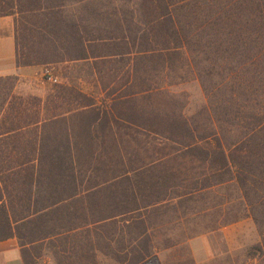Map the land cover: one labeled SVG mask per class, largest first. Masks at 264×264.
Wrapping results in <instances>:
<instances>
[{
  "label": "trees",
  "instance_id": "trees-1",
  "mask_svg": "<svg viewBox=\"0 0 264 264\" xmlns=\"http://www.w3.org/2000/svg\"><path fill=\"white\" fill-rule=\"evenodd\" d=\"M129 1L134 9L128 27L111 18L117 8L108 13V22L123 31L120 35L103 34L99 25L75 17L65 25L77 48L73 59L133 56V81L126 83L134 86L130 94L117 88L110 103H99L57 85L54 94L42 99L0 84V241L16 238L24 264H103L105 258L160 264L154 239L163 234L162 217L172 211L184 221L183 207L188 209L199 193L230 181L237 184L245 215L261 235L252 251L264 259V0ZM65 2L0 0V15L46 12L47 26L56 32L66 21ZM99 42L116 47L115 53L91 54ZM193 52L204 58L194 60ZM175 56H182V68L195 70L208 96L218 95L206 106L210 133L201 134L182 112L174 113L176 121L166 131L170 120L130 121L119 108L121 101L150 98L164 88L137 86L140 61L158 59L171 69ZM203 60L211 62V74L223 65L226 69L211 88ZM16 77H0V82ZM150 105L162 116L161 107ZM75 113L83 116L90 153L69 125ZM58 122L65 142L52 147L48 128ZM125 144L133 149L127 154ZM102 157L112 160L99 165ZM155 169L163 174H149Z\"/></svg>",
  "mask_w": 264,
  "mask_h": 264
},
{
  "label": "rangeland",
  "instance_id": "rangeland-1",
  "mask_svg": "<svg viewBox=\"0 0 264 264\" xmlns=\"http://www.w3.org/2000/svg\"><path fill=\"white\" fill-rule=\"evenodd\" d=\"M65 1L63 15L65 14L66 21L56 32L48 28L49 23L47 22L50 15L46 12H23V14L14 16L15 25L17 18L19 26L16 33L19 63L23 66L39 67L43 81L37 85L35 80L28 81L26 78L16 77V79L0 82V84L12 87L17 94L37 96L42 99H46L49 94H54L58 89L57 85L66 86L74 91H82L87 94L88 98H94L99 103L103 101L110 103L116 96L113 92L117 88L123 93L130 94L134 86L131 84V87L126 83L133 81L129 73L134 66L133 56H107L105 60L100 57L92 60L73 59V56L77 54V48L73 43L74 36L71 29L65 24L75 17L73 19L79 22L82 20L84 24L99 25L102 27L101 33L103 34L111 32V34L120 35L123 31L116 30V26L108 22V13L117 8L119 16L112 15L111 18L115 22L121 20L126 28L130 25L128 17L130 11L134 9V2L129 0ZM122 10L125 11V15L121 14ZM126 35H129L128 31ZM102 43L94 44L95 46L91 47V54L115 53L116 47ZM121 48L124 47L121 46ZM192 56L194 60L204 58V55L198 52H193ZM173 60L174 65L171 69H165L163 62L158 59L140 61V74L137 78L135 77L137 86L141 89L164 88L160 92H154L150 98L149 94H146L136 99L121 101L118 104L119 108L130 121H148L149 118L157 121L156 118H162V121L166 123L170 120L166 123L167 127H163L166 131H170L173 127L171 123L176 121L174 113L176 115L182 112L192 124L194 123L201 134L210 133L213 124L209 112L206 111V106H212L218 95L215 98L208 96L195 70L191 72L186 66L183 68L180 66L182 56H175ZM201 65L207 71L205 79L208 88L226 75L224 65L216 69L219 72L214 73L215 75L210 73V61L203 60ZM46 70L53 74L56 81H49L45 77ZM32 86L36 89H32ZM74 103L70 104L72 108L76 107ZM150 103L162 108L160 110L162 116L152 108ZM65 107H69L68 104ZM82 117L75 113L69 125L77 135V141L80 142L78 143L84 146L83 150L90 153L88 146L92 144V141L85 137L82 130ZM174 125L176 127L177 122ZM223 127L227 128L226 122H223ZM48 129L51 139L47 141L52 147L65 142L62 123L58 122ZM93 144L97 145V143ZM131 146L125 144L126 148H130L125 149V154L133 150ZM111 160L112 158L102 157L99 165ZM120 166L122 167L121 164H115L112 167ZM109 173L111 172H101L103 175ZM152 173L159 175L163 174V171L155 169L149 172V174ZM150 189L162 190L164 188L152 187ZM189 205L188 209L183 207L184 221H178L171 211L164 215L162 222L159 223L163 224V234L155 237L154 244L158 248L157 256L160 264H264V259L257 255L258 252L252 251V248L261 242V235L254 220L245 215V201L235 182H225L204 190L197 195L195 202ZM238 217H240L238 220H234ZM196 239L202 240L197 241L196 244L200 254L198 257L200 263L194 259L190 249V242ZM251 251L256 255L253 256ZM46 262H49L48 258ZM102 262L103 264H119L109 258H105Z\"/></svg>",
  "mask_w": 264,
  "mask_h": 264
},
{
  "label": "crops",
  "instance_id": "crops-1",
  "mask_svg": "<svg viewBox=\"0 0 264 264\" xmlns=\"http://www.w3.org/2000/svg\"><path fill=\"white\" fill-rule=\"evenodd\" d=\"M92 59L95 58L78 60ZM5 76H17L21 79L26 78L28 81L35 80L37 85L43 81L39 67L23 66L18 63L16 25L13 15H0V77ZM31 88L36 89L34 86ZM199 239L190 242V249L194 259L200 263L198 259L200 254L196 247L197 241H202ZM205 254H208L207 250ZM0 264H24L22 248L16 238L0 241Z\"/></svg>",
  "mask_w": 264,
  "mask_h": 264
},
{
  "label": "built area",
  "instance_id": "built-area-1",
  "mask_svg": "<svg viewBox=\"0 0 264 264\" xmlns=\"http://www.w3.org/2000/svg\"><path fill=\"white\" fill-rule=\"evenodd\" d=\"M44 75L49 81H56V78H54L53 74L49 70H46Z\"/></svg>",
  "mask_w": 264,
  "mask_h": 264
}]
</instances>
